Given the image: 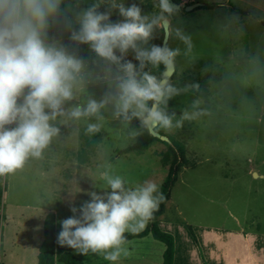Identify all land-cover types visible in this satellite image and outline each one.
Returning <instances> with one entry per match:
<instances>
[{
	"label": "rangeland",
	"instance_id": "obj_1",
	"mask_svg": "<svg viewBox=\"0 0 264 264\" xmlns=\"http://www.w3.org/2000/svg\"><path fill=\"white\" fill-rule=\"evenodd\" d=\"M252 1L264 9V0ZM116 2L127 6L133 0ZM135 2L145 14L159 11L158 0ZM173 2L182 8L193 3L213 5L211 9L181 10L170 18L173 28L179 27L191 36L190 52L178 39L168 41L170 47L181 50L170 82L189 85L194 80L206 81L209 96L207 101L199 98L200 109L206 115L164 132L184 144L190 166L180 170L158 226L172 235L174 253L184 256L177 264H207L188 227L197 230L193 234L199 236L210 264L216 258L221 264H231L251 252L253 264H264V12L249 8L241 0ZM111 3L112 0H62L63 13L49 29L50 41L65 45L69 52L85 60L84 85L66 107L84 104L89 98L99 100L110 90L113 80L104 62L97 60L86 45L70 41L65 18L75 21L83 9L99 4L104 10ZM112 11V18L118 19L117 10ZM233 13L239 15V23L231 19ZM156 36L152 43L161 44L163 34L157 32ZM128 59H132L131 54ZM146 70L157 75L159 69ZM192 104L169 113L174 112L178 120L184 111H194ZM102 115L100 143L87 163L80 164L76 154L84 148L81 129L96 122L95 118L73 121L58 117L53 123L60 134L53 138L42 158H30L23 169L0 177L4 201L1 210L12 215L10 221L0 219V264L36 262L30 242L39 234L43 239L41 220L44 222L49 213H71L70 201L79 207L89 199V192L104 191V171L124 177L130 186L151 180L160 190L168 173L160 163L166 146L154 142L140 155L122 153L134 144L137 135L132 133H139V122L113 119L110 106ZM29 214L36 216L29 221ZM58 221L61 220L55 224L56 238L61 231ZM125 246L130 255L116 264L162 263L164 245L151 236L131 240ZM74 255L83 262L112 264L100 255Z\"/></svg>",
	"mask_w": 264,
	"mask_h": 264
},
{
	"label": "clouds",
	"instance_id": "obj_2",
	"mask_svg": "<svg viewBox=\"0 0 264 264\" xmlns=\"http://www.w3.org/2000/svg\"><path fill=\"white\" fill-rule=\"evenodd\" d=\"M157 6L159 11L148 15L135 0L127 6L112 0L104 10L93 4L79 12L75 21L65 18L70 41L86 45L104 62L113 80L99 100L89 98L84 104L66 107L84 85L85 60L48 38L49 29L63 13L62 0H0V177L23 169L30 158H42L60 134L53 123L58 117L73 121L95 118L96 122L86 126L88 134H95L101 130L103 110L110 106L113 119L123 123L136 120L143 131L153 134L170 132L183 121L207 114L200 109L199 99L193 101L194 111H184L178 120L174 112L167 111L174 96L199 90L200 85L178 89L170 82L181 50L170 47L168 41L178 39L188 52L192 41L181 28L170 24L180 6L172 0H158ZM113 9L118 19L112 18ZM231 19L240 21L235 13ZM157 32L163 34L161 44L152 43ZM161 66L164 71L159 76L146 70ZM101 179L104 191L89 192V199L79 207L69 202L72 215L58 221L61 231L56 242L78 254L100 255L116 264L130 255L126 233L143 231L164 195L151 180L130 186L124 177L110 171H104Z\"/></svg>",
	"mask_w": 264,
	"mask_h": 264
},
{
	"label": "trees",
	"instance_id": "obj_3",
	"mask_svg": "<svg viewBox=\"0 0 264 264\" xmlns=\"http://www.w3.org/2000/svg\"><path fill=\"white\" fill-rule=\"evenodd\" d=\"M194 4V3H193ZM190 5V4H188ZM205 9H211L213 5L203 3V5L197 7ZM234 11L240 12L237 9ZM163 66L158 70L157 76L163 72ZM193 83L200 85L199 90H188L181 92V94L174 96L167 105V111L181 110L185 106L192 104L194 100L201 98L203 101H207L209 96L208 84L206 81L194 80ZM192 83V84H193ZM187 84L175 85L178 89H183ZM160 135L166 136L168 141H161L155 137H152L147 132L140 128L139 134L135 138V142L132 146L126 148L122 153L133 152L137 155L142 154L148 149V147L154 142H160L166 146L165 152L160 157V163L163 167L168 169V173L163 185L160 188V192L164 195V200L160 203L158 209L154 212L152 219L147 223L146 228L136 235L126 233L128 242L134 239H142L147 236H151L154 240L164 245V251L162 254L161 264H173L174 258V242L171 234L162 231L158 226V219L164 213L166 203L170 199L172 187L177 181L178 174L182 168L189 167V162L186 158V148L183 143L173 139L165 134L163 131L157 132ZM100 131L95 134H88L86 127L81 129L80 137L83 140L84 148H82L76 154L77 161L80 164L87 163L88 157L94 152L98 144L100 143ZM2 192L0 191V203ZM72 215V213L58 212L49 213L43 222V239L36 256V264H84L82 260L74 255V250L67 247H60L57 244L55 224L57 220H63ZM188 230L193 236V239L197 242L195 235L190 227Z\"/></svg>",
	"mask_w": 264,
	"mask_h": 264
},
{
	"label": "crops",
	"instance_id": "obj_4",
	"mask_svg": "<svg viewBox=\"0 0 264 264\" xmlns=\"http://www.w3.org/2000/svg\"><path fill=\"white\" fill-rule=\"evenodd\" d=\"M97 1V0H96ZM99 2H107V0H98ZM239 2V1H238ZM241 2L242 3H244L246 6H248L249 8H252V9H256V10H259V11H261V12H264V9H263V7H262V9L260 8V6H259V4L258 3H255L254 1H252V0H241ZM240 2V3H241ZM262 14V13H261ZM254 174V173H253ZM0 191H1V184H0ZM2 205H4V201H3V199H2V196H1V203H0V219H2V218H4V217H6V220L7 221H10L11 219H12V215L11 214H6L5 215V213H3L2 212V210H1V206ZM28 207V206H27ZM34 216H36V215H30L29 214V216H28V220L29 221H31L33 218H34ZM44 218V217H43ZM41 223H42V225H43V222H42V220H41ZM0 226H1V222H0ZM193 231V233L195 234V232H197V230L196 229H193L192 230ZM203 233H204V230L201 232V235H203ZM31 234L32 235H35L32 231H31ZM41 235L43 236V232L41 233ZM196 237V239H197V242H195V243H197V245L198 246H200L201 247V250H202V261H204L205 263H207V264H210L211 262H209V260L207 259V257H206V255H205V252H204V249L202 248V246H201V244H200V241H199V236L198 235H196L195 236ZM41 242H42V239L40 238V234H39V236L37 235V237L36 238H34V239H32L31 240V242H30V250H31V255H33V256H37V252H38V249H39V247H40V244H41ZM233 249H238L236 246H233ZM76 252H74V254H75ZM208 253H209V250H208ZM210 254V258H213V255L211 254V253H209ZM253 256H254V252H251L249 255L247 254L246 255V258L245 259H243V260H240L239 261V259L238 258H235V261H234V263H231V264H253ZM184 259V256H181V257H178L177 256V252L175 251V253H174V260H173V264H177V263H180L182 260ZM199 261V260H198ZM201 263V262H200ZM212 263H214V264H221V262H220V260H218L217 258L213 261L212 260ZM32 264H36V262H33ZM58 264V263H57ZM84 264H93L90 260H89V262H84Z\"/></svg>",
	"mask_w": 264,
	"mask_h": 264
},
{
	"label": "water",
	"instance_id": "obj_5",
	"mask_svg": "<svg viewBox=\"0 0 264 264\" xmlns=\"http://www.w3.org/2000/svg\"><path fill=\"white\" fill-rule=\"evenodd\" d=\"M172 3H173V4H177V3L173 2V0H172ZM177 5H179V4H177ZM179 6H180V10H181V9H182V6H181V5H179ZM199 6H201V4H199V3H195V4H192V5L184 6L182 10L188 12V11H191V10H193V9H195V8H197V7H199ZM162 42H163V40H162ZM174 70H175V69H173L171 75L173 74ZM165 76L167 77L168 74L165 73ZM170 77H171V76H170ZM150 135H151L152 137H155V138L161 140V141H166V142L168 141V138H167L166 136L160 135L159 133H153V134H150ZM254 176H256V175L254 174Z\"/></svg>",
	"mask_w": 264,
	"mask_h": 264
},
{
	"label": "bare ground",
	"instance_id": "obj_6",
	"mask_svg": "<svg viewBox=\"0 0 264 264\" xmlns=\"http://www.w3.org/2000/svg\"><path fill=\"white\" fill-rule=\"evenodd\" d=\"M182 9H183V8H182ZM182 9H181V10H182ZM181 10H180V11H181Z\"/></svg>",
	"mask_w": 264,
	"mask_h": 264
}]
</instances>
